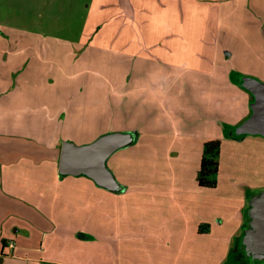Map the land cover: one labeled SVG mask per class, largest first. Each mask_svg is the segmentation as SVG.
<instances>
[{"label": "rangeland", "instance_id": "obj_1", "mask_svg": "<svg viewBox=\"0 0 264 264\" xmlns=\"http://www.w3.org/2000/svg\"><path fill=\"white\" fill-rule=\"evenodd\" d=\"M190 2L191 10L184 11L188 21L185 27L173 26L171 0H0V37L8 43L17 42L20 51V61L11 77L18 86L13 93L17 97L13 110L18 111V123L13 125L20 135H37L47 144L66 137L80 146L117 131L135 136L109 162L115 169L121 160L128 173L126 179L117 175L126 187L113 193V229L125 234L144 228L151 233L160 223L149 212L163 200L153 202L149 196L163 184L162 180H170L168 170L174 159L168 152L174 141V127L163 116L160 102H183L185 111L189 103L199 110L200 117L218 115L219 98L230 93H212L213 87L220 84L206 73L214 56L230 71V82L250 77L264 83V0ZM165 36H180V42L174 47L156 43ZM242 38L252 42L245 44ZM165 48H174L173 60L164 55L158 58ZM159 63L174 70L177 80L173 81L171 71L159 70ZM48 103L60 112L54 118L42 111ZM176 114L183 117L185 113ZM151 126L171 133L167 140L145 134L141 149L139 138ZM229 133L230 130L228 137ZM221 141L217 180L222 187L218 193H210L212 212L218 203L224 206L225 196L253 190L249 182L255 171L251 174L238 166L235 147L230 145L233 141ZM263 151L259 150L261 155ZM195 164L192 161L191 167ZM191 175L190 171L181 173L180 178L190 180ZM124 204L129 213L126 222L119 215ZM157 210L164 212L162 207ZM237 248L232 249L233 259L221 262L224 252H214L213 248L194 259L191 252L168 250L164 245L158 250H146L133 239L128 245H120V255L126 253L128 264H251Z\"/></svg>", "mask_w": 264, "mask_h": 264}, {"label": "crops", "instance_id": "obj_2", "mask_svg": "<svg viewBox=\"0 0 264 264\" xmlns=\"http://www.w3.org/2000/svg\"><path fill=\"white\" fill-rule=\"evenodd\" d=\"M190 1L171 0L174 7L173 26L185 24L187 27L184 11L191 10ZM166 18L168 22L169 17ZM179 38L165 36L156 43H170L174 47L180 42ZM242 40L245 44L252 42L251 39ZM16 43H8L0 37V264H128L126 253L123 251L120 255V245H128L133 239L146 250L148 247L158 250L164 245L168 250L191 252L190 257L198 259L202 257L200 252L213 248L214 252H224L220 255L221 262L233 259L232 249L239 246L244 229L250 223L251 197L264 191V154L259 152L264 149V136L246 134L239 139L227 136L228 130H236L253 115L252 106L256 99L242 83L230 82V71L224 64L218 63L217 56L213 57L206 72L209 79L220 83L213 87L212 93H230V96H221L222 100L219 98L218 115L200 117L199 110L195 111L189 103L185 111L183 102L172 100L167 105L160 102L163 116L174 127V141L168 146L169 155L174 156L168 170L170 180H162L163 184L149 196L153 202L163 200L162 204L155 203L154 210L149 212L152 218L161 220L156 219L160 223L151 233L145 228L135 233L130 230L125 237V232L113 229L116 215L113 191L100 187L85 175L60 174L62 144L73 140L60 137L53 144H47L37 135H20L17 126L13 125L18 123V111L13 110L18 104L17 97L13 95L18 86L11 82L20 61ZM163 50L164 54L161 52L158 58L174 59V48ZM144 60L149 61V58L144 57ZM159 65V70L171 71L173 81L174 78L177 80L178 73L175 77L174 70L169 71L168 66ZM42 107L49 118L60 113L53 110L49 103ZM178 111L185 113L184 116H178ZM175 116L178 118L175 119ZM111 121L114 127L115 114ZM117 122L120 123L119 120ZM149 128L150 131L139 138L141 149L144 148L141 141L145 134L167 140L171 133L153 126ZM222 129L226 131V136ZM214 139L233 141L234 144L230 145L235 147L240 161L238 166L243 171L252 174L254 170L255 173L251 180L253 183L248 181L254 191L247 194L241 191L235 197L225 196L227 201L224 206L218 203L215 206L217 210L212 212L210 193H218L221 183L218 182L215 188L202 187L197 175L203 156L202 146ZM147 146L153 148V145ZM113 155L107 165L121 185L117 175L126 179L128 173L120 164L121 160L116 162L115 169L109 165ZM192 161L196 162L193 167ZM189 171L192 172L191 179L181 180L180 174ZM150 190L153 191L152 186ZM217 201L221 200L217 198ZM228 204L232 207L228 208ZM160 207L164 212L157 210ZM119 215L123 222L129 218L125 204Z\"/></svg>", "mask_w": 264, "mask_h": 264}, {"label": "water", "instance_id": "obj_3", "mask_svg": "<svg viewBox=\"0 0 264 264\" xmlns=\"http://www.w3.org/2000/svg\"><path fill=\"white\" fill-rule=\"evenodd\" d=\"M242 85L255 96L253 115L235 130V134H260L264 136V83L250 77L242 78ZM134 141L133 135L125 132H112L96 141L77 145L71 141L62 144L59 158V172L62 176H88L97 185L118 192L122 186L114 173L108 168L109 158L118 150ZM250 223L244 229L238 251L244 260L251 264L264 262V191L251 197Z\"/></svg>", "mask_w": 264, "mask_h": 264}, {"label": "trees", "instance_id": "obj_4", "mask_svg": "<svg viewBox=\"0 0 264 264\" xmlns=\"http://www.w3.org/2000/svg\"><path fill=\"white\" fill-rule=\"evenodd\" d=\"M241 84V81H236ZM229 137L242 138L243 136H237L234 128L230 129ZM135 139V136L133 135ZM222 141L220 139H214L204 144V152L201 161V167L198 171L197 181L202 187L215 188L218 185V174L220 170L219 156L221 152ZM124 187L122 186V190ZM121 190V191H122Z\"/></svg>", "mask_w": 264, "mask_h": 264}]
</instances>
